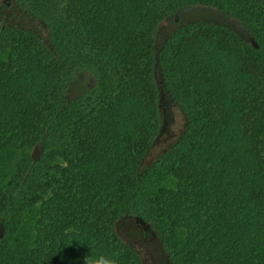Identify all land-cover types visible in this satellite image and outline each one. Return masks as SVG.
Segmentation results:
<instances>
[{"label": "trees", "instance_id": "1", "mask_svg": "<svg viewBox=\"0 0 264 264\" xmlns=\"http://www.w3.org/2000/svg\"><path fill=\"white\" fill-rule=\"evenodd\" d=\"M128 223L264 264V0H0V264H146Z\"/></svg>", "mask_w": 264, "mask_h": 264}, {"label": "rangeland", "instance_id": "2", "mask_svg": "<svg viewBox=\"0 0 264 264\" xmlns=\"http://www.w3.org/2000/svg\"><path fill=\"white\" fill-rule=\"evenodd\" d=\"M11 11L10 13L9 11L6 12L12 16V20L22 21L24 23L31 21L30 19H26L25 16L22 15L18 10ZM173 26L174 24L171 22H164L162 24L158 36L159 42L166 38L168 33L173 29ZM164 110L165 118L163 122V136L164 138H168L178 131L181 124V116L178 110L175 107H171L169 104L164 108ZM164 138L159 143V145L166 141ZM128 224H120L121 233L124 237L130 238L132 243L137 247V249H139L146 264H171V261L161 244V241L157 237L156 233L151 230L150 226L140 223L141 225H138L137 228L135 226L132 229L133 224ZM143 228L147 232L146 239H144V237L141 235Z\"/></svg>", "mask_w": 264, "mask_h": 264}, {"label": "clouds", "instance_id": "3", "mask_svg": "<svg viewBox=\"0 0 264 264\" xmlns=\"http://www.w3.org/2000/svg\"><path fill=\"white\" fill-rule=\"evenodd\" d=\"M89 264H115V261L111 257H101L98 260L89 261Z\"/></svg>", "mask_w": 264, "mask_h": 264}]
</instances>
